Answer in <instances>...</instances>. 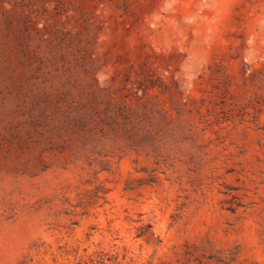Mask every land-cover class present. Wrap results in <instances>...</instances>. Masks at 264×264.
<instances>
[{"label":"rangeland","instance_id":"374dc122","mask_svg":"<svg viewBox=\"0 0 264 264\" xmlns=\"http://www.w3.org/2000/svg\"><path fill=\"white\" fill-rule=\"evenodd\" d=\"M0 264H264V0H0Z\"/></svg>","mask_w":264,"mask_h":264}]
</instances>
